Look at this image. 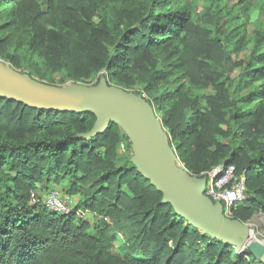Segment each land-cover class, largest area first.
<instances>
[{"label":"trees","instance_id":"trees-1","mask_svg":"<svg viewBox=\"0 0 264 264\" xmlns=\"http://www.w3.org/2000/svg\"><path fill=\"white\" fill-rule=\"evenodd\" d=\"M251 2L240 0L246 11ZM223 27L194 0H0V33L11 32L0 52L13 65L14 42L38 55V70L76 82L102 73L120 87L160 91L145 99L162 113L186 169L206 177L234 165L245 179L247 205L234 204L231 218L246 222L264 209V26L252 35L247 62H234V38L225 39ZM245 63L233 89L230 73ZM211 87L215 94L203 92ZM95 122L92 112L0 96V264H264L247 247L235 255L236 247L189 224L130 160L121 163L119 147L130 139L120 125L82 137ZM52 178L89 218L31 203Z\"/></svg>","mask_w":264,"mask_h":264},{"label":"water","instance_id":"water-1","mask_svg":"<svg viewBox=\"0 0 264 264\" xmlns=\"http://www.w3.org/2000/svg\"><path fill=\"white\" fill-rule=\"evenodd\" d=\"M0 96L39 109L92 112L90 139L116 123L132 143L131 162L163 194L162 202L203 233L239 251L248 248L264 263V243L252 239L253 228L226 215L221 202L206 195L207 178L195 176L179 163L170 137L152 105L141 95L102 79L96 85L47 84L0 61Z\"/></svg>","mask_w":264,"mask_h":264},{"label":"rangeland","instance_id":"rangeland-1","mask_svg":"<svg viewBox=\"0 0 264 264\" xmlns=\"http://www.w3.org/2000/svg\"><path fill=\"white\" fill-rule=\"evenodd\" d=\"M188 0H184L186 3ZM251 4L248 7V10L246 11L244 7L241 6L240 0H194V9H198L201 13H216L221 18L223 27V37L225 39H233V44L237 42V40L243 41L241 42V46L239 49H236V47L231 48L230 53L232 55V58L234 62L239 61H245L247 62L249 56L252 53L253 50V42H251L252 35L255 31V29L259 26H264V0H251ZM96 21H99V18H95ZM11 33L9 30L5 31V33H0V38H3L4 35ZM8 51L11 54H16L20 58V63L18 66L13 65L11 60L5 55L4 52H0V61L4 62L5 64L23 72L30 74L33 78L37 79L38 81L56 85V86H66L72 83H80L85 85H96L98 84L102 79H106V74H96L93 75L90 78L85 79L83 82H76L72 79H69L66 76V73L63 71H53L46 69L42 66L41 70H38L36 68V63L38 61V55L25 51V49H16L14 42L8 47ZM41 67V66H40ZM246 70V63L242 66H234L230 73V79L232 81L233 89H235L241 80V75ZM182 82L185 83L186 80L182 79ZM111 85L118 86L115 83H110ZM188 84V82H186ZM262 83H256L249 88H244V93H247L249 91H252L255 87H260ZM120 87V86H118ZM124 88L130 92H135L141 96H143L146 99L154 100L155 97L159 96L161 93L160 91L156 89H151V91H147L141 84L136 85L132 88ZM206 94H215V91L211 88L203 91ZM157 116L162 120V113L158 112L156 113ZM130 141V140H129ZM133 156L132 151V143L128 141L122 143L119 147V161L121 163H124L126 161H131V158ZM180 165L182 167H185L184 164H182L179 161ZM186 168V167H185ZM51 184L48 183L40 184V192L41 196L45 197L47 193L52 190L56 189L61 192V195L65 200L72 201L74 205L78 202V197L70 198L65 193V184L64 185H58L54 182V178L51 180ZM249 197V193L246 192V198L241 201L242 205H247V199ZM221 202L224 203V200H221ZM231 208L225 207V213L229 217H233V212L231 211ZM92 218V217H91ZM95 221V220H94ZM96 222V221H95ZM246 223H249L252 228V239L259 240L262 243H264V209L261 210L258 213H255ZM122 235V234H121ZM121 246V242L118 241L115 244V247L113 249V252L117 255L120 254L119 248ZM242 251H239L237 248L235 249V255H242Z\"/></svg>","mask_w":264,"mask_h":264},{"label":"built area","instance_id":"built-area-1","mask_svg":"<svg viewBox=\"0 0 264 264\" xmlns=\"http://www.w3.org/2000/svg\"><path fill=\"white\" fill-rule=\"evenodd\" d=\"M236 168L234 165L227 167L219 165L208 172L207 185L205 193L214 202L224 200V207H232L237 202H241L246 198V185L243 177L238 178L235 174ZM201 177V176H200ZM43 204L52 212L62 215H70L75 213L80 218H89L91 215L88 211L75 210V205L72 201L65 200L61 192L52 189L45 197H41L36 193H32L31 203L38 202Z\"/></svg>","mask_w":264,"mask_h":264},{"label":"crops","instance_id":"crops-1","mask_svg":"<svg viewBox=\"0 0 264 264\" xmlns=\"http://www.w3.org/2000/svg\"><path fill=\"white\" fill-rule=\"evenodd\" d=\"M68 196V195H67Z\"/></svg>","mask_w":264,"mask_h":264}]
</instances>
